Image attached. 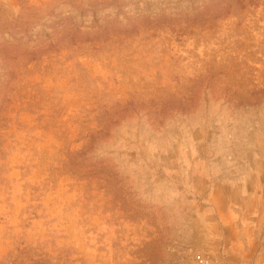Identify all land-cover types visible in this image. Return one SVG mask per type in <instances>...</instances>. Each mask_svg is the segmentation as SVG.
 <instances>
[{"label": "rangeland", "instance_id": "1", "mask_svg": "<svg viewBox=\"0 0 264 264\" xmlns=\"http://www.w3.org/2000/svg\"><path fill=\"white\" fill-rule=\"evenodd\" d=\"M254 2L0 0V264H264Z\"/></svg>", "mask_w": 264, "mask_h": 264}, {"label": "trees", "instance_id": "2", "mask_svg": "<svg viewBox=\"0 0 264 264\" xmlns=\"http://www.w3.org/2000/svg\"><path fill=\"white\" fill-rule=\"evenodd\" d=\"M236 2L238 3V5H240L241 8H243V7L245 6V5L242 4V0H236ZM250 4L255 5L254 0H250ZM227 13H228L227 10L222 9V10L220 11V13L217 14V16H223V15H225V14H227ZM181 33H182V32H181Z\"/></svg>", "mask_w": 264, "mask_h": 264}]
</instances>
